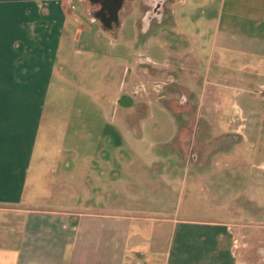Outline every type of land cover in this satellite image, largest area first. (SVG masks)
Segmentation results:
<instances>
[{"label": "crops", "instance_id": "obj_1", "mask_svg": "<svg viewBox=\"0 0 264 264\" xmlns=\"http://www.w3.org/2000/svg\"><path fill=\"white\" fill-rule=\"evenodd\" d=\"M138 1L141 19L145 4ZM126 2L109 28L94 0H0V264H257L264 233L250 245L228 204L218 217L165 213L172 204L165 191L177 192L178 184L157 170L144 176L155 163L133 169L131 152L101 151L98 115L106 131L131 141L135 127L156 119L155 107L178 116L162 104L165 88L175 86L169 103L191 105L184 139L191 149L181 156L195 167L191 203L215 155L250 144L264 157L257 95L264 89V0H162L156 23L138 20L145 43L152 37L160 45L159 58L154 48L120 49ZM83 15L87 32L78 22ZM205 36L201 76L196 54ZM114 72L124 78L117 91ZM186 77L198 82L197 92L180 82ZM82 84L92 96L87 105L78 101ZM122 97L132 104L123 106ZM106 105L123 111L121 132L104 115ZM178 121L176 141L185 136ZM120 156L127 161L115 167ZM251 166L264 172V159ZM213 206L209 211L220 209Z\"/></svg>", "mask_w": 264, "mask_h": 264}, {"label": "rangeland", "instance_id": "obj_2", "mask_svg": "<svg viewBox=\"0 0 264 264\" xmlns=\"http://www.w3.org/2000/svg\"><path fill=\"white\" fill-rule=\"evenodd\" d=\"M76 6L83 8V4L80 2ZM138 10V0H127L120 13V28L118 30L117 43L121 46L120 49L130 46L132 50L137 52L145 49V47L154 48L153 52L155 57L159 58L160 51H157V49L160 48L158 47L160 45H157L152 37H150L151 41L146 44L141 37V30L138 26L140 21ZM78 22L86 28L85 32H87L89 27L88 23H90L88 18L86 16L81 18L79 16ZM202 42L198 56L196 54V57L199 58L197 60V73L201 74V76L205 71L208 56L206 36L203 37ZM102 51H104L103 48L100 49V52ZM108 53L109 51H107L106 55ZM121 64L126 66L128 62H122ZM113 80H116L115 91H117L118 87H120V82H123L124 78L122 74L114 72ZM133 82L138 85L139 78L133 80ZM180 82L194 92H197L199 89L198 82L190 77L183 78ZM84 84L80 86L84 92V96L79 92L81 99L78 95V101L80 104L83 103L82 105H87L92 96L89 92L85 91L86 85ZM131 90L134 91L135 89L131 88ZM177 90L175 86L165 88L164 98L166 100L162 104L172 108L171 105L175 103H169L168 98H171L170 96L172 95L177 97ZM127 91L128 83H126ZM187 100L191 103V95L190 97L188 95ZM176 106H179V104L176 103ZM153 111L156 119L151 122L148 121L147 125L140 126L139 128L141 130L135 127L134 133L137 134L132 136L131 141L122 139L123 137L119 133L114 135L110 130L106 131L102 121L104 119L100 116L102 111H99L98 116L101 120L99 125V133L101 134L99 138V149L101 151H116L117 155L118 152H131V156H133L131 166L133 169L138 167L142 168V166H145L144 164L155 163L149 166L150 170L144 176L153 178L154 175H152V172L157 170L158 172H163V180L165 182L170 181L173 188L177 187L178 184L179 188H177V192L165 191L170 196V203H172L170 206L164 207L165 213L170 212L169 215L177 212L179 216H182L185 212L189 215L192 213L198 219H204L210 218L211 216L218 217V213L222 214V210L226 208L227 204L232 206L235 210L230 219L235 218L236 223L246 226L244 233H248L246 237L247 242H251L250 245H253L255 241L254 243L252 242V237L256 236L257 233H264V172L253 168L251 165L253 163H261L264 157L253 155V147L250 144H240L234 147V151L230 155H215L211 158L209 167L205 169L206 177L197 180V185L193 187L197 194L194 196L195 201L191 203V171L195 167L191 163H186L184 158L181 157L183 151L191 149V141L184 140L188 135L189 137L191 135V105L187 104L185 109L181 110L182 113L180 111L176 118L171 115V111L167 107L161 109L160 106H157ZM173 111L176 112V110ZM122 112V110L117 109L116 113H112V110L107 105L104 112L106 117H114L117 124L116 131L119 132H121L122 128L120 123L123 115ZM83 114H90L86 106L83 108ZM175 119L178 123H180L178 120H181L182 129L184 128L185 130V136L181 138L182 140L179 138L180 141L174 140L175 131L178 127ZM87 132L88 130L85 126V133ZM217 147L218 144L215 143L210 149L214 150ZM140 153L142 156H140ZM179 153L180 156L178 155ZM120 157L121 159H116L115 167H119L120 161L125 165V161L127 160H124L123 156ZM178 161L179 164H176ZM137 171L143 172L139 169ZM182 184H185V187ZM210 205L212 207H214L213 205H217L220 209L217 212H215L216 210L209 211ZM229 206L225 212L230 209ZM258 248H260L261 255L264 245H260ZM255 261L257 264H264L263 259H257Z\"/></svg>", "mask_w": 264, "mask_h": 264}, {"label": "flooded vegetation", "instance_id": "obj_3", "mask_svg": "<svg viewBox=\"0 0 264 264\" xmlns=\"http://www.w3.org/2000/svg\"><path fill=\"white\" fill-rule=\"evenodd\" d=\"M98 2L99 8L95 11L99 17L102 18L104 24L109 26V28L117 23V10L123 0H94ZM142 17L140 19V24L145 27L150 21L157 22L160 5L162 0H142ZM182 99V98H181ZM123 106H130L132 104L128 97H122L119 101ZM184 105V104H182Z\"/></svg>", "mask_w": 264, "mask_h": 264}, {"label": "trees", "instance_id": "obj_4", "mask_svg": "<svg viewBox=\"0 0 264 264\" xmlns=\"http://www.w3.org/2000/svg\"><path fill=\"white\" fill-rule=\"evenodd\" d=\"M177 104H179V103H177ZM180 105V104H179ZM173 107V109H172V112L173 113H175V115H179V113H180V111L183 109H185V107H186V105H180L179 107L178 106H176V103L174 104V105H172ZM173 110H176V112H174ZM181 113H182V111H181ZM181 128H182V126H181ZM189 128H190V126H189ZM184 129V128H183ZM182 129V130H183Z\"/></svg>", "mask_w": 264, "mask_h": 264}, {"label": "built area", "instance_id": "obj_5", "mask_svg": "<svg viewBox=\"0 0 264 264\" xmlns=\"http://www.w3.org/2000/svg\"><path fill=\"white\" fill-rule=\"evenodd\" d=\"M257 95L259 96V98H260L262 101H264V89H261V90L257 93Z\"/></svg>", "mask_w": 264, "mask_h": 264}]
</instances>
